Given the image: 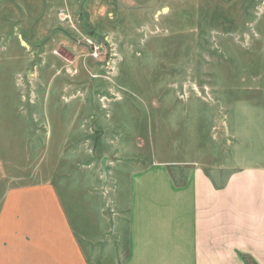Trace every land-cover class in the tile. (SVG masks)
<instances>
[{
	"label": "rangeland",
	"instance_id": "374dc122",
	"mask_svg": "<svg viewBox=\"0 0 264 264\" xmlns=\"http://www.w3.org/2000/svg\"><path fill=\"white\" fill-rule=\"evenodd\" d=\"M156 161L264 165V0H0V264H122Z\"/></svg>",
	"mask_w": 264,
	"mask_h": 264
},
{
	"label": "crops",
	"instance_id": "0c3cea01",
	"mask_svg": "<svg viewBox=\"0 0 264 264\" xmlns=\"http://www.w3.org/2000/svg\"><path fill=\"white\" fill-rule=\"evenodd\" d=\"M220 173L158 161L132 172L122 264H264V165Z\"/></svg>",
	"mask_w": 264,
	"mask_h": 264
},
{
	"label": "built area",
	"instance_id": "2783aa9c",
	"mask_svg": "<svg viewBox=\"0 0 264 264\" xmlns=\"http://www.w3.org/2000/svg\"><path fill=\"white\" fill-rule=\"evenodd\" d=\"M99 48H100V45L99 44H94L93 53H94L95 56L98 55Z\"/></svg>",
	"mask_w": 264,
	"mask_h": 264
},
{
	"label": "trees",
	"instance_id": "16d2710c",
	"mask_svg": "<svg viewBox=\"0 0 264 264\" xmlns=\"http://www.w3.org/2000/svg\"><path fill=\"white\" fill-rule=\"evenodd\" d=\"M244 259H245V261H246L247 264H254V263H252L250 260H248L247 257H245Z\"/></svg>",
	"mask_w": 264,
	"mask_h": 264
},
{
	"label": "water",
	"instance_id": "95a60500",
	"mask_svg": "<svg viewBox=\"0 0 264 264\" xmlns=\"http://www.w3.org/2000/svg\"><path fill=\"white\" fill-rule=\"evenodd\" d=\"M102 165H103L102 167H103L104 173H106L105 172V160L103 161Z\"/></svg>",
	"mask_w": 264,
	"mask_h": 264
}]
</instances>
